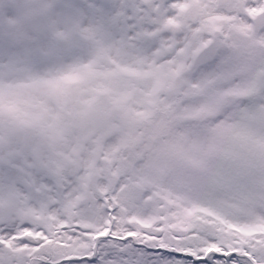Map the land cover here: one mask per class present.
Segmentation results:
<instances>
[{
  "label": "snow or ice",
  "instance_id": "1",
  "mask_svg": "<svg viewBox=\"0 0 264 264\" xmlns=\"http://www.w3.org/2000/svg\"><path fill=\"white\" fill-rule=\"evenodd\" d=\"M0 264H264V0H0Z\"/></svg>",
  "mask_w": 264,
  "mask_h": 264
}]
</instances>
